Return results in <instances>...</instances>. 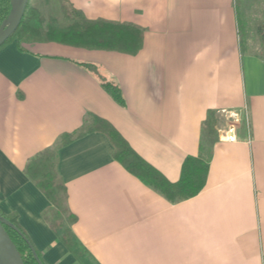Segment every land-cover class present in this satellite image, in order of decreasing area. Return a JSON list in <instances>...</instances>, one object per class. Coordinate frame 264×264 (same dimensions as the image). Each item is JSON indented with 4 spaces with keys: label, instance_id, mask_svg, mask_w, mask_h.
I'll return each mask as SVG.
<instances>
[{
    "label": "crops",
    "instance_id": "crops-1",
    "mask_svg": "<svg viewBox=\"0 0 264 264\" xmlns=\"http://www.w3.org/2000/svg\"><path fill=\"white\" fill-rule=\"evenodd\" d=\"M64 2L91 20L136 25L142 46L135 54L55 42L0 48V210L17 216L45 264H264V55L239 36L249 8L264 24V0ZM100 77L118 84L124 106ZM210 109L218 131L205 186L177 202L116 161L105 133L59 139L97 115L176 181L183 159L200 152ZM46 149L56 152L65 215L74 217L71 246L25 173Z\"/></svg>",
    "mask_w": 264,
    "mask_h": 264
},
{
    "label": "trees",
    "instance_id": "trees-1",
    "mask_svg": "<svg viewBox=\"0 0 264 264\" xmlns=\"http://www.w3.org/2000/svg\"><path fill=\"white\" fill-rule=\"evenodd\" d=\"M10 10V0H0V24L7 17ZM62 10L63 17L66 19L63 25L59 23L57 16L50 15L48 18H45L35 7L27 5L18 27L0 45V48L12 41H15L21 50H25L26 45H32L37 42H55L86 49L135 54L142 46V30L134 24L118 23L105 19L91 20L86 18L80 10L70 5H64ZM241 33L240 29L241 45H244ZM258 33L264 42V25L259 28ZM78 63L88 70L97 73V66L94 63L84 61ZM100 81L102 88L119 105L124 106L125 99L118 84L103 77H100ZM217 115V112L214 110L210 109L207 111L206 117L202 122L200 152L195 156L187 155L183 159L180 175L176 181L168 180L158 169L142 158L108 120L97 115H91V123L86 131L63 133L59 139L61 144L64 145L74 137L88 131H101L105 133L113 145V157L116 161L121 163L126 170L142 182L163 194L170 202H177L197 195L205 186L212 144L216 139L218 131ZM55 161V150L46 149L27 162L25 173L51 203L49 210L45 213L48 224L59 233L66 246H71L73 244L72 233L66 226V221L71 223L74 217L65 215V208L61 199L64 186L58 180ZM0 216L6 218L26 237L24 239L13 227L4 225L23 263L38 264L28 244L32 245V243L20 228L17 216L5 214L1 210ZM34 251L42 264H45L40 253L35 248Z\"/></svg>",
    "mask_w": 264,
    "mask_h": 264
},
{
    "label": "water",
    "instance_id": "water-1",
    "mask_svg": "<svg viewBox=\"0 0 264 264\" xmlns=\"http://www.w3.org/2000/svg\"><path fill=\"white\" fill-rule=\"evenodd\" d=\"M28 2L29 0H10L11 10L0 24V45H2L18 27L27 8ZM228 137L230 138L231 135ZM4 225L13 227L23 236L24 239H26L17 227L12 225L6 218L0 216V264H24L15 244L5 230ZM28 244L33 251L38 264H42L38 259L33 246L30 243Z\"/></svg>",
    "mask_w": 264,
    "mask_h": 264
},
{
    "label": "rangeland",
    "instance_id": "rangeland-1",
    "mask_svg": "<svg viewBox=\"0 0 264 264\" xmlns=\"http://www.w3.org/2000/svg\"><path fill=\"white\" fill-rule=\"evenodd\" d=\"M64 5H68L64 2V0H29L28 6L35 7L42 16L48 18L50 15L57 16L59 19V23L61 25L65 24L66 19L63 17L62 7ZM250 6V5H249ZM247 10L245 11V13ZM249 17L244 19V22L241 24V36L242 43L245 45L248 42L249 48L252 50H256L264 55V42L260 38L258 33L259 28L264 24L260 23L259 17H255L252 15V10L248 9ZM224 116V115H223ZM224 121L222 122L223 125ZM66 214V213H65Z\"/></svg>",
    "mask_w": 264,
    "mask_h": 264
}]
</instances>
